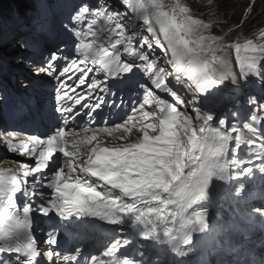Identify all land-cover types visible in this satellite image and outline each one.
<instances>
[{"label": "snow or ice", "instance_id": "6c2138e0", "mask_svg": "<svg viewBox=\"0 0 264 264\" xmlns=\"http://www.w3.org/2000/svg\"><path fill=\"white\" fill-rule=\"evenodd\" d=\"M253 6L215 35L184 0H68L48 122L0 130V264H190L217 199L264 221V22L228 39Z\"/></svg>", "mask_w": 264, "mask_h": 264}, {"label": "rangeland", "instance_id": "374dc122", "mask_svg": "<svg viewBox=\"0 0 264 264\" xmlns=\"http://www.w3.org/2000/svg\"><path fill=\"white\" fill-rule=\"evenodd\" d=\"M166 2H170V0H166ZM184 2L191 5L194 10V15L204 19L205 22L213 25L217 22H221L222 24L226 23V27L214 26L211 28L212 34L223 35V33L227 32L229 28H233L240 23L245 15V11L248 9L249 4L253 3V0H184ZM17 6L18 3H15L14 0H9L7 3L0 5V30L4 28V31L9 35H15L23 28V23L18 25L17 23L3 22L6 21L3 18H7L10 21V12H14V8ZM21 11L22 10L20 9L17 10L19 13ZM209 13L213 14L209 15ZM2 22L3 26L1 28ZM261 22H264V0H254V6L251 8L247 22L229 36L228 39L243 40L245 38H253L256 26L260 25ZM3 38H6V36ZM16 48L17 44L15 41H13L12 44L5 41L0 43V53L5 58H9ZM15 63L25 70H29L28 66L25 65L23 61L16 60ZM31 68L33 67L31 66ZM20 82H22V79H20ZM0 148H3V145H0ZM3 150L7 151L6 148H3ZM18 158L19 157L15 154L8 152L7 155L1 159L0 163L4 160L13 161Z\"/></svg>", "mask_w": 264, "mask_h": 264}, {"label": "trees", "instance_id": "16d2710c", "mask_svg": "<svg viewBox=\"0 0 264 264\" xmlns=\"http://www.w3.org/2000/svg\"><path fill=\"white\" fill-rule=\"evenodd\" d=\"M9 0H0V5L1 4H5L7 3ZM15 3H18L19 8L22 11H26L27 9H29L30 5H31V1L30 0H14Z\"/></svg>", "mask_w": 264, "mask_h": 264}, {"label": "bare ground", "instance_id": "6f19581e", "mask_svg": "<svg viewBox=\"0 0 264 264\" xmlns=\"http://www.w3.org/2000/svg\"><path fill=\"white\" fill-rule=\"evenodd\" d=\"M33 75H35V74L33 73ZM17 160H21V157H19ZM9 161H11V160H4L2 163H0V167H4V168L9 167V164H10ZM225 210H226V207L223 208V212H225Z\"/></svg>", "mask_w": 264, "mask_h": 264}]
</instances>
